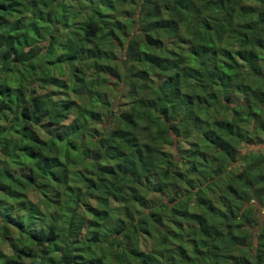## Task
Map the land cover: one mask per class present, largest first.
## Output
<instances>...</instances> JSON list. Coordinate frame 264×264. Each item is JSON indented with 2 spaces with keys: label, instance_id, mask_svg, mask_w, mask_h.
<instances>
[{
  "label": "trees",
  "instance_id": "obj_1",
  "mask_svg": "<svg viewBox=\"0 0 264 264\" xmlns=\"http://www.w3.org/2000/svg\"><path fill=\"white\" fill-rule=\"evenodd\" d=\"M262 138L264 0H0V264H264Z\"/></svg>",
  "mask_w": 264,
  "mask_h": 264
},
{
  "label": "rangeland",
  "instance_id": "obj_2",
  "mask_svg": "<svg viewBox=\"0 0 264 264\" xmlns=\"http://www.w3.org/2000/svg\"><path fill=\"white\" fill-rule=\"evenodd\" d=\"M184 148H185V146L182 144L181 146L177 147V149H178L177 151H181ZM263 148H264V138H262L261 141L258 140V141L255 142V140H254L251 143H247V144L246 143H242V144L240 143L239 146H238V153L236 155V159L234 160V164L233 165H235V166L238 165L239 166L241 164L239 158H240V156L243 153H250L251 154L252 152L260 151L262 154H264V149ZM149 180H150V178H149ZM263 211H264L263 208H260V210H259L260 217H262ZM4 246L5 245H1V248L5 249Z\"/></svg>",
  "mask_w": 264,
  "mask_h": 264
}]
</instances>
